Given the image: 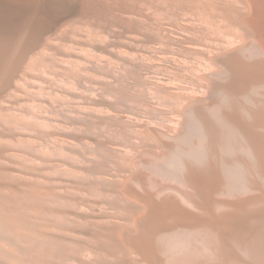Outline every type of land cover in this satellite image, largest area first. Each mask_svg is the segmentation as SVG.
I'll return each instance as SVG.
<instances>
[{"label":"bare ground","instance_id":"obj_1","mask_svg":"<svg viewBox=\"0 0 264 264\" xmlns=\"http://www.w3.org/2000/svg\"><path fill=\"white\" fill-rule=\"evenodd\" d=\"M0 264H264V0H0Z\"/></svg>","mask_w":264,"mask_h":264},{"label":"rangeland","instance_id":"obj_2","mask_svg":"<svg viewBox=\"0 0 264 264\" xmlns=\"http://www.w3.org/2000/svg\"><path fill=\"white\" fill-rule=\"evenodd\" d=\"M71 56H72L71 59L73 58L72 59L73 61L76 60V61L79 62L80 68L76 72L73 71L72 69L68 70V72H67V78L66 79H68L67 80V86L69 87V89H68L69 90V98L67 99V102L68 103H70V102L74 103L75 101H77L76 98L78 96H82L83 99H85V101H87V100H89L88 97H90V96H88V94L92 91L91 89H96L97 90L96 91L97 98L98 99L101 98V100H103V102H105L106 104L110 103L112 101V98L105 91H107L110 88L108 83H106V80L109 79V78L110 79L111 78L114 79V76L112 77L111 72L108 71V70H103V69H100V68L96 67L93 64V62H92L93 60L88 59L86 61V59H81V58H78V57H76V59H75V55H73V54ZM108 75H110V76H108ZM106 77H108V78H106ZM54 78L55 77L53 75H49V76L46 75L42 79L43 80H47L51 85L52 84L56 85L55 84L56 81L54 80ZM115 78L119 80L118 86L119 87L121 86L122 88H124L125 84H124L123 81H121V79L123 78V75H115ZM107 86H109V88H107ZM52 101L56 102L55 96L52 98ZM85 128H84L83 136H97L96 134L100 131V128L97 125L95 126V124H91L90 125V123H86ZM92 130H93V132H92ZM86 133H88V134H86Z\"/></svg>","mask_w":264,"mask_h":264}]
</instances>
